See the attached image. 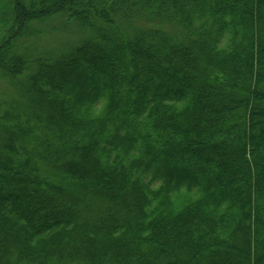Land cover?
<instances>
[{"label":"trees","instance_id":"16d2710c","mask_svg":"<svg viewBox=\"0 0 264 264\" xmlns=\"http://www.w3.org/2000/svg\"><path fill=\"white\" fill-rule=\"evenodd\" d=\"M42 15L86 37L18 53ZM0 24V264H264V0H0Z\"/></svg>","mask_w":264,"mask_h":264},{"label":"rangeland","instance_id":"374dc122","mask_svg":"<svg viewBox=\"0 0 264 264\" xmlns=\"http://www.w3.org/2000/svg\"><path fill=\"white\" fill-rule=\"evenodd\" d=\"M28 28V31L32 32L33 35L31 34L28 38L18 40L16 47L18 53L26 54L33 60L41 56L44 57L45 55L49 56L54 53L68 51L76 46L81 39L86 37L85 34L80 33L79 30L77 31L73 23L67 22L59 15H42L37 18H32L28 23ZM4 33L5 30L1 28L0 24V35ZM10 86V83L0 78V102H5L6 104L0 107V113L3 110L2 114L4 110L8 114V110L12 112L19 110L17 108L18 106L13 107L16 104L9 103L13 100L12 97L16 101L19 100L15 95L17 93L16 90L13 86Z\"/></svg>","mask_w":264,"mask_h":264}]
</instances>
